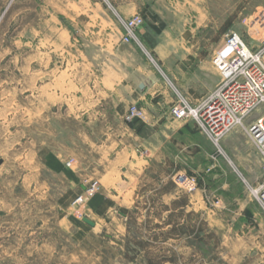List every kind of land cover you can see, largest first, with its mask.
<instances>
[{"label": "rangeland", "instance_id": "374dc122", "mask_svg": "<svg viewBox=\"0 0 264 264\" xmlns=\"http://www.w3.org/2000/svg\"><path fill=\"white\" fill-rule=\"evenodd\" d=\"M96 2L115 10L111 0H0V264H264V226L241 227L233 205L218 214L223 207L219 191L204 185L222 183L217 175L223 174L237 183L259 182H249L247 167L236 156L241 143L255 151L242 131L224 139L222 152L210 140V160L203 171L182 170L197 176L199 187L186 192L176 185L207 206L196 204L186 221L176 215L180 234L166 233L169 219L154 213L146 217L144 203L133 205L130 218L95 214L92 198L101 185L97 179L78 178L75 163L89 156L81 136L88 126L74 118V94L79 91L68 70L74 68L76 53L92 50L83 17ZM205 4L210 27L195 32L193 50L209 56L212 65L215 55L230 51L225 41L230 31L254 50L264 46V0ZM119 20L125 29V18ZM172 48L185 51L181 43ZM150 58L171 85L176 82L175 65L162 67L156 55ZM211 69L219 73L215 66ZM263 112L259 107L253 116ZM229 137L240 141L233 151L225 145ZM94 181L99 190L78 201ZM117 207L120 213L125 209L120 203ZM155 210L164 216L163 207Z\"/></svg>", "mask_w": 264, "mask_h": 264}, {"label": "crops", "instance_id": "0c3cea01", "mask_svg": "<svg viewBox=\"0 0 264 264\" xmlns=\"http://www.w3.org/2000/svg\"><path fill=\"white\" fill-rule=\"evenodd\" d=\"M111 2L115 10L103 2L89 5L90 11L83 18L92 50L76 53L74 68L68 70L79 91L74 94V118L88 126L81 136L89 156H85V162L77 158L79 163L77 160L75 164L81 173L78 178L99 181L100 191L92 198L99 218L113 213L123 218L119 203L129 210L144 203L146 217L154 213L158 219H170L182 214L186 221L196 204L206 207L207 203L184 194L173 175L205 167L210 160L211 142L193 121L173 118L170 106L178 88L199 97L220 79L219 73L211 69L214 66L209 56L193 50L195 32L202 33L210 27V11L205 0ZM137 14L145 19L137 30L139 41L125 42L119 16L127 20ZM175 43H181L185 51L173 50ZM151 55L162 61V67L176 66V72H172L176 82H171L174 87ZM133 104L143 109L145 118L128 122L125 115ZM238 143L237 137L225 141L232 151ZM241 144L236 156L247 167L249 182H258L264 178V163L252 148ZM195 157L201 160L194 164ZM217 176L219 180L223 177L222 183L204 185L207 189L216 186L219 191L224 210L219 207L218 214L231 210L227 206L233 205L242 220L241 227L251 230L264 226V210L247 193L249 183H237L240 181L225 174ZM159 207L165 209L164 216L156 212Z\"/></svg>", "mask_w": 264, "mask_h": 264}, {"label": "built area", "instance_id": "2783aa9c", "mask_svg": "<svg viewBox=\"0 0 264 264\" xmlns=\"http://www.w3.org/2000/svg\"><path fill=\"white\" fill-rule=\"evenodd\" d=\"M144 23L142 15L125 20L124 40L139 41L137 30ZM225 41L230 51L213 58V65L219 71L218 83L200 97L177 92L170 114L178 120L193 121L219 147L220 152L221 144L228 135L242 131L264 163V112L253 116L259 107L264 108V46L252 49L235 31L227 33ZM144 118L143 109L135 104L125 115L128 122ZM173 180L186 192H193L199 187L198 177L183 171L175 172ZM99 188L98 181H94L78 201L86 200L85 194L95 193ZM248 193L259 201L264 210V178L256 186L248 185Z\"/></svg>", "mask_w": 264, "mask_h": 264}, {"label": "trees", "instance_id": "16d2710c", "mask_svg": "<svg viewBox=\"0 0 264 264\" xmlns=\"http://www.w3.org/2000/svg\"><path fill=\"white\" fill-rule=\"evenodd\" d=\"M153 18H156V16L153 15ZM155 30L157 32H160L161 28L155 29ZM132 212H133L132 210H129V209H126V208L125 209H121V213L126 215L129 218L132 216ZM179 224L180 223L176 220V215H172L170 217V219L166 223V225H172V226L170 227V229H168V231H166V233H168V234H174V233L180 234V232H182V228H179L180 227ZM193 231H194V233L197 234V236H201L199 230L193 229Z\"/></svg>", "mask_w": 264, "mask_h": 264}, {"label": "water", "instance_id": "95a60500", "mask_svg": "<svg viewBox=\"0 0 264 264\" xmlns=\"http://www.w3.org/2000/svg\"><path fill=\"white\" fill-rule=\"evenodd\" d=\"M85 222H87L89 225H92V226H95V222L94 221H92L91 219H89V218H87V217H85L84 219H83Z\"/></svg>", "mask_w": 264, "mask_h": 264}]
</instances>
